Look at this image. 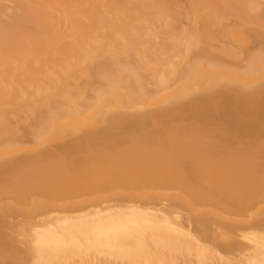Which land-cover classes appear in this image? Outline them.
<instances>
[{
  "label": "bare ground",
  "instance_id": "obj_1",
  "mask_svg": "<svg viewBox=\"0 0 264 264\" xmlns=\"http://www.w3.org/2000/svg\"><path fill=\"white\" fill-rule=\"evenodd\" d=\"M184 2L0 0V264H264V0Z\"/></svg>",
  "mask_w": 264,
  "mask_h": 264
},
{
  "label": "rangeland",
  "instance_id": "obj_2",
  "mask_svg": "<svg viewBox=\"0 0 264 264\" xmlns=\"http://www.w3.org/2000/svg\"><path fill=\"white\" fill-rule=\"evenodd\" d=\"M178 3H179V5L181 6H184L185 5V2H184V0H178ZM5 5H4V8H5V12H4V14H3V16H4V18L2 17V19L3 20H8L9 19V17H8V15H10V17H11V15L15 12V6H14V3L12 2V1H6L5 3H4ZM184 4V5H183ZM14 6V7H13ZM6 14V15H5ZM254 40V39H253ZM256 40V39H255ZM254 40V41H255ZM253 42V41H252ZM256 42V41H255ZM258 43V42H257ZM251 45H252V43H251ZM254 45V44H253ZM256 45V44H255ZM254 45V46H255Z\"/></svg>",
  "mask_w": 264,
  "mask_h": 264
}]
</instances>
